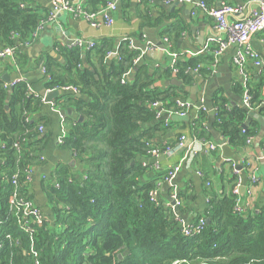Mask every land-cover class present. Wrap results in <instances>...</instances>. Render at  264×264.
Instances as JSON below:
<instances>
[{"label":"trees","instance_id":"1","mask_svg":"<svg viewBox=\"0 0 264 264\" xmlns=\"http://www.w3.org/2000/svg\"><path fill=\"white\" fill-rule=\"evenodd\" d=\"M104 2L85 0L84 10L95 11ZM47 15L36 0H0V48L20 49ZM108 52L97 46L87 50L62 48L64 67L58 74L51 63H45L50 76L47 88L72 85L81 95L65 90L53 103L60 109L72 107L82 117L78 120L72 113L64 116L65 135L60 146L83 171L58 163L43 180L53 217L33 225L31 236L17 225L8 196L10 178L16 173L20 194L31 199L26 171L41 163L47 139L38 131L39 126L44 127L43 119L31 116L39 110L41 98L28 92L26 81H17L9 91L0 85V264H34L27 254L29 237L39 251V264H170L175 259L197 264L196 258L210 260L217 255L224 260L215 264H264V206L246 215L235 210L234 175L231 190L208 193L206 208L198 215L208 221L193 236L181 233L169 206L149 201L147 193L163 172L141 179L148 171L143 161L147 159L145 141L166 144L157 141L165 129L164 120L154 117L148 103H165L175 89L185 94L187 85H174L165 95L150 84L156 74L169 75L170 69L149 72L143 63L134 64L138 51L128 48L125 41L118 48L116 65L106 66ZM25 56L23 51L16 52L14 61L21 65ZM203 59L178 54L174 76L181 84H190L192 68L198 63V73L204 76L212 58ZM128 71L125 82H121ZM65 73L70 77L66 79ZM249 92L251 105L263 113L264 89L261 94ZM215 105L218 109L213 125L229 146L240 149L248 136L257 133V121L251 116L247 119L244 106H228L222 98ZM203 114L200 112L199 117ZM16 140H20L19 150L13 146ZM177 196L180 214L184 211L183 196L180 192Z\"/></svg>","mask_w":264,"mask_h":264},{"label":"crops","instance_id":"2","mask_svg":"<svg viewBox=\"0 0 264 264\" xmlns=\"http://www.w3.org/2000/svg\"><path fill=\"white\" fill-rule=\"evenodd\" d=\"M69 1L74 4L80 0ZM221 2L232 6H244L242 13H246L248 10L247 0H207L209 6H217ZM36 3L40 4L48 14L51 0H36ZM250 6H256V3L254 2ZM111 17L110 24L94 27L89 25L81 15L61 11L54 20L43 22L33 40L16 50V52L23 51L26 55L24 60H20V63L23 61L21 65L14 61L15 55L0 58V85L9 91L10 87H6L9 82L23 78L28 85V92L41 98L42 104L39 110L31 116L43 119L44 127L39 132L43 136H47V139L41 153L44 159L32 169L28 180V196L33 199L48 219L53 217V209L52 205L46 201L43 180L53 172L58 163L68 164L79 172H82L83 169L80 168L79 163L70 152L62 148L56 140L60 133L61 117L63 116L64 119V116L68 114L67 109H70V113L74 114L76 118H79V115L73 112L72 107L54 108L52 103L56 97L52 98L50 102L44 101V94L48 88L41 67L45 66V63H51L54 72L57 74L61 72V67H64L61 49L77 36L94 40L95 46L104 47L111 52L107 55L106 66L118 63L117 51L123 41L128 48L138 51V55L144 49L138 62L143 63L149 72H156L159 68L171 70L178 54L185 57L201 56L204 58L203 61H206V57L211 55V48L215 44L208 43L213 19L202 10H198L195 15L190 14V5L186 3L178 1L165 3L160 0H151L150 2L121 0L111 13ZM163 36L168 38L169 47L163 42ZM149 42L154 43L155 46H150ZM250 44L264 63V31L252 34ZM236 47L235 43L231 44L223 51L215 65L208 64L204 76L193 72V82L181 84L190 86L199 83L196 100L190 102V107L184 116L164 112V119H167L164 120L165 129L159 133L157 141L164 145L169 144L171 150L163 156L146 159L148 171L141 178L142 180L165 172L168 167L179 163V170L172 185H174V190L183 196L184 211L180 213V217L187 221H194L198 215L204 212L209 192L216 191L221 194L223 191L231 190L230 160L236 164L248 161L257 176V181L252 186L251 196L247 195L245 189L239 190L237 195L238 212L246 215L258 211L260 207L264 206V112L257 111L253 116L257 121V133L252 136L250 142L245 143L238 150L229 146L233 152L231 158L224 157L221 145L226 141L213 125L215 120L213 108L216 106V100L222 98L228 106H244L242 101L243 77L232 62ZM49 57L55 61H48ZM92 58L93 62H98L94 57ZM247 71L250 75L249 89L253 95L255 90L260 94L263 93L257 67H253L248 61ZM174 75L172 72L169 75L164 74V76L156 74L150 88L165 92L166 95L167 91L174 86L171 83L172 80L177 79ZM64 77L67 79L70 75L65 73ZM189 96L188 92L182 94L175 89L174 95L165 99L164 106L167 110H173L178 101H185ZM200 105L204 107V110L200 109ZM250 109L258 110V108H247V110ZM200 112L204 114L199 117ZM248 117L250 118L247 116V119ZM257 117L263 119L261 124ZM25 118L28 119V116ZM197 122L199 123L198 128L195 127ZM143 125H148V123ZM63 126L65 127V125ZM181 134L186 137V146L193 150L190 158H183L184 151L175 144ZM208 142L214 143L218 147L207 151ZM247 182V175L242 174L244 187L248 184ZM171 192V185L160 182L158 197L166 206L171 203Z\"/></svg>","mask_w":264,"mask_h":264},{"label":"built area","instance_id":"3","mask_svg":"<svg viewBox=\"0 0 264 264\" xmlns=\"http://www.w3.org/2000/svg\"><path fill=\"white\" fill-rule=\"evenodd\" d=\"M84 1L80 0L76 3H71L69 0H51V8L48 12L47 18L45 21H52L55 19L57 14L61 11H66L71 14L81 15L89 25L91 26H99L101 24L108 25L112 21L111 13L117 8L119 2L121 0H105L104 4L98 7L95 11H85L84 10ZM140 2H150L151 0H138ZM165 3H173V2H181L190 5V14L195 15L198 10L204 11L209 17L213 19V25L211 34L208 37V43L214 44V47L211 48V62L209 65H215L222 55L223 51L226 50L228 46L231 44H236V50L232 57V62L237 68L238 72L243 77V92H242V101L244 106L247 108H254L251 105V93L249 92V78L250 75L247 71V62L251 63L253 67H257L258 75L261 78L262 87L264 89V63L259 57L258 53L255 52L250 44V36L256 32L264 31V0H247L246 4L248 10L246 13H242V9L244 6H232L227 4L226 2H221L219 5L209 6L207 0H160ZM256 3V6H250L252 3ZM43 21V22H45ZM43 22L31 33L30 40L24 42V45H27L31 40L36 37L37 32L41 29ZM128 39V37H125ZM163 42L169 47L170 42L167 37L163 36ZM150 46H155L154 43L149 42ZM95 46V41L86 39L81 36H77L69 41L67 44L63 46V48H72L76 47L81 50H87L93 48ZM17 47L15 46H7L4 48H0V58L13 57ZM111 53L110 51L107 53ZM144 53V49L137 55L134 59V64H136L141 56ZM175 64V61H174ZM174 64L171 66V72L176 73V68ZM201 66L198 63L192 71L194 73L198 72V68ZM41 72L43 73L45 79L47 81L50 80L49 74L46 73V69L44 66L41 67ZM124 73L120 79L121 82H125L126 74ZM17 81H25L23 78L15 79L7 84L6 87H11ZM54 89H62L70 92H77V88L72 85H63V86H54L52 88H48V90ZM149 107L154 109V117L156 119H164V112L169 114L175 113L179 116H184L185 112L190 107V103L185 101H178L177 106L173 110H167L164 106V103L159 100H154L148 103ZM52 106L56 108L54 103ZM201 110H204L203 106H199ZM218 107L214 106L213 112L216 113ZM251 110V109H250ZM63 116L61 117V126L60 133L57 136L56 140L59 144L63 142V137L65 135V127L63 126ZM42 126L38 127V131H42ZM185 135L181 134L177 142L175 143L177 147L182 149L184 152L183 158H190L193 154L189 146H186ZM252 136H248L246 138L245 143L250 142ZM13 146L19 150L20 140H16L13 142ZM146 146V156L147 158H157L159 156H163L165 153L171 150V146H158L152 143L151 141H145ZM218 145L208 142L207 151H212L216 149ZM41 160L44 159L43 156L40 157ZM146 159V158H145ZM146 163V162H144ZM232 175L235 176V183L232 187V192L236 195L239 193V188L243 185L242 183V174L247 175L248 184L245 186V191L248 196L252 194V186L257 181V176L255 175V170L250 166L248 161H242L241 164H236L232 160H230ZM179 170V163L168 167L161 179L156 182L155 187L150 189L147 193L148 199L152 203H159L158 197V185L160 182H165L172 187L171 192V200L173 202L169 203V206L172 209L174 217L177 219L181 233L186 236H193L201 232V230L205 227L206 218L204 216H198L194 221H187L180 217V214L175 210V206L178 205V196L177 192L174 190V185H172V181ZM32 169H28L26 171V179H30V175L32 174ZM11 190L8 196L9 209L13 212V215L16 219L17 225L24 231H26L30 236L34 231L33 225H41L44 221H46V216L43 214L39 206L32 200L23 196L19 192L18 188V176L14 173L10 178ZM208 201V197H206V202ZM235 210L238 212L237 207V199L235 204ZM10 238L9 236H7ZM29 248L27 254H29L34 264H39V251L34 247V244L29 237ZM16 244L18 240H15ZM224 260V257L217 255L212 259H200L196 258L194 261H198L197 264H215L216 262ZM170 264H193L192 260L186 259H175Z\"/></svg>","mask_w":264,"mask_h":264},{"label":"water","instance_id":"4","mask_svg":"<svg viewBox=\"0 0 264 264\" xmlns=\"http://www.w3.org/2000/svg\"><path fill=\"white\" fill-rule=\"evenodd\" d=\"M171 83L174 84V85H177V86L181 85V82L179 80H177V79H173ZM198 87H199V83L198 82L196 84H193V85H190V86H184V90L186 92H188L189 95H190L189 98L186 99L187 102L190 103V102L196 100V92L198 91ZM64 92H65V90H62V89L48 90L44 94V101L45 102H50L52 98L57 97V96L63 94ZM72 93H74L76 96H81L80 93H78V92H72ZM257 111L258 110H252V109L248 110V115L253 117V116L256 115ZM67 113L70 114V109H67ZM81 118L82 117L79 116L78 120H80ZM257 118L259 120V123L261 124V120H263V119L260 118V117H257ZM246 124H247V122H244L242 124V127L245 128ZM221 148L223 150L224 157H227V158L233 157V152L230 150V147H229L228 144H226V143L222 144ZM143 161L146 162V159L144 158ZM244 189H245V187L243 185L239 188V190H244ZM171 202H173V201L171 200ZM174 209L177 210V206H175ZM206 221H208V219H206ZM118 257H120V254L118 255Z\"/></svg>","mask_w":264,"mask_h":264}]
</instances>
